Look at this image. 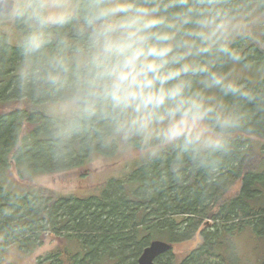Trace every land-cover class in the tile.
I'll return each instance as SVG.
<instances>
[{
    "label": "clouds",
    "instance_id": "9594fccd",
    "mask_svg": "<svg viewBox=\"0 0 264 264\" xmlns=\"http://www.w3.org/2000/svg\"><path fill=\"white\" fill-rule=\"evenodd\" d=\"M226 2L0 0V20L19 50L20 91L67 127L203 163L229 151L246 105L264 107L233 75L254 65L233 47L241 33Z\"/></svg>",
    "mask_w": 264,
    "mask_h": 264
},
{
    "label": "trees",
    "instance_id": "16d2710c",
    "mask_svg": "<svg viewBox=\"0 0 264 264\" xmlns=\"http://www.w3.org/2000/svg\"><path fill=\"white\" fill-rule=\"evenodd\" d=\"M8 35L0 24V238L9 232L30 236L35 226L46 224L65 230L74 248L57 251L60 264H98L113 257L117 261L109 264H129L131 258L133 264L150 240L160 235L170 242L188 240L207 219L212 230L200 232L201 243L179 264H223L218 247L231 235L250 228L264 236V156L252 152L250 138L234 136L227 153L203 163L173 150L116 159L121 150H139L94 129L67 127L42 102L20 91L19 50ZM257 51L264 56V50ZM252 88L264 93V81ZM246 107L262 124L264 107ZM247 123L253 126L252 120ZM76 168L83 181L84 168L90 170L91 193H82L83 186L61 194L29 185L37 175ZM235 180L242 187L228 195Z\"/></svg>",
    "mask_w": 264,
    "mask_h": 264
},
{
    "label": "rangeland",
    "instance_id": "374dc122",
    "mask_svg": "<svg viewBox=\"0 0 264 264\" xmlns=\"http://www.w3.org/2000/svg\"><path fill=\"white\" fill-rule=\"evenodd\" d=\"M224 6L229 8L232 14L237 17V24L241 33L236 36L233 47L240 49L241 55L245 56L248 61L253 62L254 65L250 71L241 70L239 66H236L233 70V75L241 84L248 87L258 86L259 83L264 81V56L259 55L257 51V49L264 50V0H227ZM0 24L5 32L6 30L8 31V37L12 40L13 32L11 25L3 20H0ZM239 42L241 44H238ZM253 45L255 47L252 48L251 46ZM253 49L255 52L254 59L251 58L254 55ZM230 68H233V66L227 64L223 70L228 71ZM225 99L230 102V98ZM253 115V112L250 113L248 111L247 121L251 122L252 120L253 126L251 127L246 122L244 128L234 136L250 138V144L254 148L252 152H263L264 156V121L260 124L253 118ZM140 155V151L121 150L116 159L127 161ZM262 161L264 164V157ZM91 164L92 169H96L99 166L95 159L91 160ZM88 167L90 169V165ZM89 169L84 168V173L87 175L85 181L79 178V176H83L80 168H76L74 170L62 171L59 174L37 175L31 180L29 185L32 187H46L60 190L61 194L69 190H77L83 186L82 193L89 194L91 193L89 188L93 183L90 178ZM241 187L242 181L235 180L228 191V195L232 196ZM253 202L252 200L250 201V203ZM211 226L212 221L205 219L204 223L199 224L197 231L190 239L179 242H170L168 238L162 235L160 237L157 236L158 239L172 243L171 250L166 252L165 255H161V258L158 259L159 264H179L184 256L201 243L202 236L200 232L203 229L212 230ZM35 229L29 234L30 236L27 233L9 232L8 237L0 238V264H60L56 258L57 251H63L67 247H69L68 250L74 249L70 247L72 244L67 240V232L65 230L54 231L46 224L37 225ZM180 231L174 229V232L180 233ZM225 234L228 235L229 232ZM218 251L224 258L223 264H264V236L258 237L250 228H247L235 235H231L230 239H227L218 247ZM78 255L82 257L80 254ZM137 257H135L133 264H136ZM111 261L116 262L117 258L113 257L108 262ZM108 262L100 261L98 264H109ZM131 262L132 258L129 264ZM94 264H96V261Z\"/></svg>",
    "mask_w": 264,
    "mask_h": 264
},
{
    "label": "water",
    "instance_id": "95a60500",
    "mask_svg": "<svg viewBox=\"0 0 264 264\" xmlns=\"http://www.w3.org/2000/svg\"><path fill=\"white\" fill-rule=\"evenodd\" d=\"M171 248V243L169 242L157 238L152 239L143 247L136 264H158L156 262L157 257L169 252Z\"/></svg>",
    "mask_w": 264,
    "mask_h": 264
},
{
    "label": "bare ground",
    "instance_id": "6f19581e",
    "mask_svg": "<svg viewBox=\"0 0 264 264\" xmlns=\"http://www.w3.org/2000/svg\"><path fill=\"white\" fill-rule=\"evenodd\" d=\"M243 167V166H242Z\"/></svg>",
    "mask_w": 264,
    "mask_h": 264
}]
</instances>
